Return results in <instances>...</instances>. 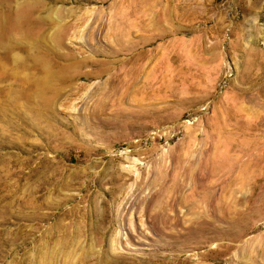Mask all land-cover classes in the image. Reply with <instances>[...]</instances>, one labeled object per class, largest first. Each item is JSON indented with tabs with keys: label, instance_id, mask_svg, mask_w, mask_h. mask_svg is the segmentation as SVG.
<instances>
[{
	"label": "rangeland",
	"instance_id": "374dc122",
	"mask_svg": "<svg viewBox=\"0 0 264 264\" xmlns=\"http://www.w3.org/2000/svg\"><path fill=\"white\" fill-rule=\"evenodd\" d=\"M23 3L87 64L44 117L0 80V264H264V0Z\"/></svg>",
	"mask_w": 264,
	"mask_h": 264
},
{
	"label": "bare ground",
	"instance_id": "6f19581e",
	"mask_svg": "<svg viewBox=\"0 0 264 264\" xmlns=\"http://www.w3.org/2000/svg\"><path fill=\"white\" fill-rule=\"evenodd\" d=\"M10 3L11 0H4V14L0 13V41L4 42V46L1 44L4 53H0L4 71H0V80L4 79V108H24L33 117H44L46 113L55 110L56 102L65 94V87L73 86L81 77L87 58L73 57L70 51L65 50L64 41L69 35L72 36L69 23L49 28L41 17L39 3H23L15 9ZM127 5L134 11L139 6L134 1ZM122 14L123 10L119 15ZM120 32L117 26L113 29L116 37L120 36ZM48 34H51L50 37ZM13 49H17L19 54ZM65 57L72 62H57V59Z\"/></svg>",
	"mask_w": 264,
	"mask_h": 264
}]
</instances>
